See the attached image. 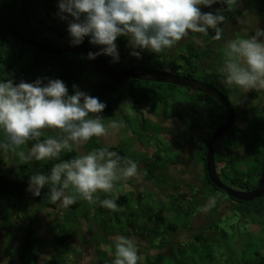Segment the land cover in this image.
Masks as SVG:
<instances>
[{"label":"trees","instance_id":"obj_1","mask_svg":"<svg viewBox=\"0 0 264 264\" xmlns=\"http://www.w3.org/2000/svg\"><path fill=\"white\" fill-rule=\"evenodd\" d=\"M27 1L0 0V79H11L15 83H19L22 80L33 82L37 78L44 77L59 78L66 83L70 94L74 92L72 86L77 85L79 90L99 97L102 102H108L104 111L99 114L101 122L106 127L110 122H117L118 120L119 109H113L111 103H109L113 99V94L125 92L126 97L130 98L131 108L142 115L136 124L140 127V129L138 128V134H140L138 139L144 145L151 143L152 139L147 138V136L150 137V133L153 136H160L165 139L162 134L167 129V126L148 117L145 113L146 110L160 109V113L157 116L162 114L166 122L175 120L180 125L181 123L186 125L190 123L189 126L191 127L188 128L192 132L187 130L189 134L188 140L190 141L186 142L184 146L189 144L195 148V152L190 153V160L193 168H195L193 177L197 179V185L192 184L191 188V184L187 183L191 188V192L181 189L182 187H176V182L181 178L179 175V177H175V183L172 182L168 187L177 188L179 192L177 194L167 193L166 198L160 201L158 200L160 196L157 197L155 191L145 187L147 191L152 192L146 203L148 208H146V211H132L130 213V216L136 217L135 222L133 224L130 223L131 228L136 232L135 237L140 241H145L146 247L155 252L145 257L146 264H166L162 260L166 257L172 258V260L169 259V264H216L218 261L222 262V264H264V196L252 201H238L217 188L210 180L207 173V150L202 143H198L197 135L195 134L197 129V120L195 119L197 113L195 110L197 91L171 84L142 81L133 78H127L122 82L112 80L95 68L88 60L76 53H64L62 56H57L24 44L7 30L6 22L14 10H17ZM40 2L43 4V9L42 7H39V9L44 11L46 18L53 19L58 17V0L38 1L17 25V30L31 40H36L34 36H37V34H35L34 29L36 27L34 26L36 19L40 17L38 11L32 10ZM239 2L240 0H231L228 5L217 3L211 8L201 6L202 12L221 10L224 20L220 24L222 29L220 39L224 37L223 27L228 17L240 14V10L237 7ZM33 12L35 13L33 14ZM40 24L42 25V23ZM44 27L47 26L45 25ZM43 31H46V29L41 32ZM66 33L62 32L63 35ZM28 34L33 36L28 37ZM214 35V30H209L208 35L189 31L188 37L182 38L172 48L165 49L159 55L144 51L141 58L130 55L131 49L128 46L127 38L119 37L116 43L120 52V61L112 63L111 57L107 55H100V57L120 72L132 68L151 69V64L153 63L155 66H163L161 69L158 68L160 71H168L176 75L197 79V58H202L208 62L211 57V51L203 49L202 43L220 41V39H213ZM197 38L199 43L196 42ZM82 45L93 52L99 51V47L95 49L89 43L87 37ZM222 52L225 55L224 50ZM88 67L99 74L100 78L96 82H91V78L87 75L89 72ZM180 89L182 92H179ZM206 97L208 98L205 102L207 112L215 114L214 99L209 96ZM127 105L126 99H124L120 109L126 108L125 106ZM92 118H96V114H92ZM182 128L186 129L185 126ZM239 132L242 131L233 126L221 136L222 138L218 142L215 153L217 171L224 184L233 189L250 192L258 187L264 170V118L261 121L256 120L253 127H250L245 134L243 132L240 134ZM61 135L62 133L57 129L54 132L42 131L40 139L55 138ZM243 137L251 140L253 150L249 157L238 158L234 151L243 145ZM34 143L35 141H28L24 144L26 148V151L23 152L25 161L17 172L11 170V167L6 170L4 166L7 162L0 158V224L4 228L10 222H15L18 219H21V222L18 223L17 228H26L30 223L31 217L27 215L28 213H25L28 207L24 204L17 205L18 203L14 202V200L25 201L29 196L30 192L27 189L30 175L36 173L49 174L53 165L62 160H70L83 153L79 147L74 146L72 152L62 151L59 159L37 161L34 158H29V153ZM170 143L174 146L175 142ZM133 144L104 146L102 137H93L84 143V147L85 154L90 152L89 150L93 145H97L96 150L107 148L121 157L136 161L138 168L142 166L138 169V176H141L146 182L154 183V187L165 190V188L155 185V183H162L168 178L163 175L162 166H175L180 162L178 160L179 157L169 159V162L162 164L161 149H156L151 156L140 152L142 155L135 158V156L131 155L134 149ZM10 150L13 151V149ZM241 163L245 164L246 168H241ZM162 175L164 179L161 180L160 177ZM131 182L132 180H128L126 183L123 181L116 182L113 191L104 196V199L115 200L118 205V211L116 212L127 206L131 196L137 197L138 201H140L139 203L143 202V196L140 192H126L125 188L127 185L132 184ZM45 192H48L47 186L42 190L41 196H33L34 199L37 202L44 201ZM210 201L212 202L211 206L207 211H204L203 209ZM59 203L60 201L56 203H52L51 200L47 201L48 207L52 209H56ZM79 205L82 204L76 202L72 206ZM99 208L101 209L102 207L99 206ZM222 208L228 209L229 213L215 221V215L220 213ZM92 210L94 209H89L82 216H88L89 213H92ZM203 212L210 218L209 223L201 230L194 232L193 239L188 242H180L175 246L171 237L177 233L186 234L190 231L193 232V220L197 214ZM233 216L238 218L235 224H223V218L230 220ZM1 225L0 228L2 229L3 226ZM254 228H258V231L254 230ZM36 234L32 230H27V240L29 236H32L33 239L36 238ZM71 239V234L66 233L65 235L57 236L56 243L58 246L62 245L61 247L64 246L66 248L69 247L67 242L69 243ZM69 245L72 248L74 247L71 243ZM239 245H241L240 248ZM168 247L172 249L170 255L165 252ZM196 254L197 263L194 261ZM114 258L111 259L107 256L97 264H112ZM34 260L36 261L37 259L27 258L23 264H35ZM59 262L60 258L56 256L49 264H59Z\"/></svg>","mask_w":264,"mask_h":264},{"label":"clouds","instance_id":"obj_2","mask_svg":"<svg viewBox=\"0 0 264 264\" xmlns=\"http://www.w3.org/2000/svg\"><path fill=\"white\" fill-rule=\"evenodd\" d=\"M228 5L231 0H58L57 16L67 21L70 46L81 45L85 38L99 46V51H89L87 58L100 55L120 61L116 43L126 37L130 55L141 58L144 51L159 55L172 48L182 38L193 33L209 34L221 38L220 24L224 20L221 10L202 12L201 6ZM264 29H257L249 38H238L227 45L225 60L220 69L221 82L238 86L244 93L264 90ZM199 43V41H196ZM45 80L47 81L45 83ZM69 93L66 83L49 77L33 82L0 79V129L6 142L0 146L15 149L28 141H35L29 158L37 161L59 159L62 151L72 152L93 137L107 135L109 128L118 130L123 122L112 121L106 127L100 113L106 103L99 97L79 90L73 85ZM96 114V118H92ZM147 115V113H146ZM57 129L62 135L41 140L42 130ZM136 161L121 157L107 148L93 150L70 160L53 165L49 174L30 175L28 191L41 196L47 186L46 198L52 203L60 201L64 207L78 198L110 211H118L114 199H100L96 194L111 193L116 182L138 178ZM71 188V194L67 192ZM211 201L203 209L207 211ZM115 258L112 264H139L140 256L135 242L118 236L115 241Z\"/></svg>","mask_w":264,"mask_h":264},{"label":"rangeland","instance_id":"obj_3","mask_svg":"<svg viewBox=\"0 0 264 264\" xmlns=\"http://www.w3.org/2000/svg\"><path fill=\"white\" fill-rule=\"evenodd\" d=\"M39 7H42L43 9L42 2H40L35 9L32 10L35 12L38 11L40 15V17L36 19L34 26L36 27L34 29L35 34H37V36H34L36 40H32L57 47L69 43L70 37L67 32V21L62 20V23H59L58 17H54L53 19L46 18L44 11L39 9ZM35 12H33V14ZM40 23H42V25ZM45 25L47 27H44ZM43 29H46V31L41 32ZM62 32L67 33L63 35ZM27 36L32 37L33 35L28 34ZM93 46L95 49L99 47L95 45ZM151 67V69L159 70L163 66H155L152 63ZM88 69L89 72L87 75L91 78V82H96L100 78L99 74L93 72V69L90 67H88ZM179 92H182V90L180 89ZM112 97L113 99L110 100L109 103H111L113 109H119L117 123L123 122V126L118 130L109 128L107 135L102 137L103 145L119 146L124 144L132 145L134 143V149L133 152H131V155L133 157L135 156V158L140 157V155H142L141 153L151 156L156 149H161V156H163L162 164H166L169 159L179 157L178 160L180 162L175 166H162V173L168 178L166 177V181H162V183H155V185L160 188H165V190H160L154 187V183L152 184L150 182H146L141 176H138V178L133 177L129 179L132 180V184L127 185L125 190L126 192H140L143 196V202L139 203L140 201H138L137 197L131 196L127 206L119 212H113L104 207L100 209L99 200H97L95 204H90L81 198H78L77 202L82 205H70L68 207H64L60 202L56 209H52L47 205V201L50 200L46 198L47 192L44 193L45 200L39 202L34 199V195L30 192L25 201L20 202L18 200H14V202L18 203L17 205L24 204L28 207L26 208L27 211L25 213H28L27 215L31 217V220L27 227L23 229L17 228L21 219H18L15 222H10L9 225H6V228L0 224L3 226L2 229L0 228V264H23L24 260L27 258L37 259L36 261L34 260L35 264H49V262H51L56 256L60 258L59 264H97L100 260H103L107 256L111 259L115 257L114 241L118 236L129 238L135 242L140 256V264H146L145 257L155 253L146 247L145 241H140L135 237L136 232L131 228L130 223L133 224L136 217L130 216V213L132 211H146V208H148L146 203L149 199L150 193L152 192L147 191L145 187L151 191H155L157 193V197L160 196L158 198L160 201L166 198L167 193L177 194L179 192V189L177 188H168L172 182L175 183V177H179V175L181 178H179L176 182V187H182L181 189L191 192L192 184L197 185V179L193 177L195 168H193L192 161L190 160V153L192 154L195 152V148L189 144L184 146L186 142L190 141L188 140L189 134L187 133V130L189 132L191 129H188L187 127L191 126H189L190 123H188V125L181 123L180 125L175 120L166 122L162 114L157 116L160 113L159 108V110L151 109L150 112L153 113H149L147 116L152 117L153 120L167 126V129L163 133L165 139L160 136H153L150 133V137L147 136V138L152 139V141L151 143L144 145L138 139L140 135L138 134L140 127L136 124L142 115L135 112L131 108L130 98L128 96L126 97L125 92H122V94L121 92L114 93ZM124 99H126L128 105L125 106L126 108L120 109L123 105ZM106 104H108V102H106ZM195 108L197 112V110H199L197 102H195ZM195 119L197 120V113L195 115ZM181 126H185L186 129ZM42 131L54 132L55 129L45 128ZM55 138H58V136ZM5 142L6 136L3 130L0 129V146H2ZM170 142H175L174 146ZM77 147L82 150V154H85L86 151L84 144L78 145ZM96 147L97 145H93L89 151L91 152L96 150ZM25 151L26 148L24 145L19 146L13 151L9 148L0 147V158L7 162L4 168L9 170L11 167V170H14L15 172L19 171L20 166L25 161V157L23 156V152ZM13 153L16 156H14ZM140 167L142 166H139V168ZM163 175L160 177L161 180L164 179ZM187 183L191 184V188ZM67 192L71 194V188L68 189ZM96 195L99 196L100 199H104L106 194L98 192ZM89 209H94L91 214L89 213L90 216H82L87 213ZM227 210L228 209L226 208H222V211L215 215V221H218L220 218L228 214L229 212ZM223 220L224 225L235 224L238 221V218L233 216L230 220H226L225 218H223ZM209 221L210 218L207 217L204 212L197 214L193 220V232L190 231L186 234H175L171 237L174 240V245L177 246L180 242H188L193 239V233L201 230L205 225H207V223H209ZM27 230H32L34 233H37L36 238L33 239L32 236H29L27 240ZM254 230L258 231V228H254ZM66 233L71 234L72 239L69 243L74 246L73 248L70 247L68 242L67 245L69 247L66 248L64 246L61 247L62 245L58 246L56 243L57 236L65 235ZM240 247L241 245H239V248ZM171 250V247H168L165 251L166 254L170 255ZM169 259L172 260L170 257H166L162 260H164V263L169 264ZM194 261L197 263V254L194 257ZM216 264H222V262L218 261Z\"/></svg>","mask_w":264,"mask_h":264},{"label":"flooded vegetation","instance_id":"obj_4","mask_svg":"<svg viewBox=\"0 0 264 264\" xmlns=\"http://www.w3.org/2000/svg\"><path fill=\"white\" fill-rule=\"evenodd\" d=\"M237 7L240 10V14L228 17L227 22L223 27L224 37L218 42L210 41L202 43V46L204 47L203 49H209L211 51V57L208 62L202 58H197V80L213 86L225 95L235 112V121L231 128L235 126L239 128V131H242L243 134H245L250 127H253L256 120L261 121L262 118H264V90H250L249 92L244 93L238 86H228L223 84L221 82L220 69L224 64L225 55L222 50L226 52L227 45L230 41L238 38H249L250 36L255 35L257 29H264V0H240ZM17 10H14L12 15ZM61 21V19L58 20L59 23H62ZM261 39H264V37H261ZM198 40L199 39L197 38V41ZM206 96L214 99L213 104L215 114L207 112L205 102L208 98ZM197 107L199 108V110H197V140L199 144L202 143L204 147L206 146V150H208L212 135L228 122L229 112L225 105L218 99L198 90ZM145 113L149 114L152 112L146 110ZM242 132L239 133L241 134ZM243 141V145L234 151L238 158L249 157L253 150V144L249 138L243 137ZM240 166L243 169L246 168V165L243 163H241Z\"/></svg>","mask_w":264,"mask_h":264},{"label":"water","instance_id":"obj_5","mask_svg":"<svg viewBox=\"0 0 264 264\" xmlns=\"http://www.w3.org/2000/svg\"><path fill=\"white\" fill-rule=\"evenodd\" d=\"M38 1L40 0H29L23 7L18 9L6 23L7 30L14 37L21 40L24 44L31 46L33 48H39L44 52L57 56H62L64 53H76L84 57L86 60H88L101 73L105 74L107 77L111 78L112 80L122 82L127 78H133L142 81L171 84L179 87L189 88L196 91L198 90L212 97H215L222 104H224L229 112V120L224 126L220 127L212 135L210 139L207 150L208 176L212 181V183L217 188H219L220 190L228 194L230 197L238 201H252L256 198H261L264 196V170L258 187L254 191H250V192L240 191L229 187L228 185L224 184L221 181L218 175L216 157H215L216 147L218 145L221 136L231 128V126L234 124L235 121L234 109L231 103L229 102V100L225 97V95H223L219 90H217L216 88H214L209 84L201 82L197 79L176 75L170 72H165L155 69H146V68H132L122 72L117 71L113 67H111L100 56H98L94 60H89L87 58V54L91 50L86 49L82 44L79 46H70V43H66L63 44L62 46L57 47V46H51L48 44L39 43L25 37L17 30V25L30 12V10Z\"/></svg>","mask_w":264,"mask_h":264}]
</instances>
